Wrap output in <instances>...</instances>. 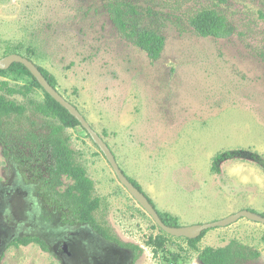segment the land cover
<instances>
[{"label":"rangeland","instance_id":"1","mask_svg":"<svg viewBox=\"0 0 264 264\" xmlns=\"http://www.w3.org/2000/svg\"><path fill=\"white\" fill-rule=\"evenodd\" d=\"M108 1L0 0V60L7 45L16 46L13 54L29 57L54 76L58 93L109 147L124 176L141 188L156 212L176 217L179 227L239 211L264 213V173L254 163L230 159L218 173L211 171L221 151L250 150L264 158V0H116L135 7L139 26L164 38L156 61L122 39L107 12ZM204 7L226 18L233 30L229 38H201L192 31L188 20ZM0 80L30 81L11 73ZM29 99L43 101L42 90L28 99L15 97L18 103ZM22 123L13 128L12 141L21 163L6 158L0 143V264H100L112 252L91 238L88 226L66 232H86L89 247L80 242L64 257L55 247L59 216L47 214L35 187L20 173L28 165V174H46L29 138L48 135L51 122L29 112ZM64 132L93 181L94 195L107 201L97 217L121 242L140 248L133 264H200L181 238L166 237L164 250L153 256L147 242L161 234L159 228L120 185L85 130ZM30 235L40 237L47 251L33 243L10 245ZM231 241L259 253L239 264H264V225L246 218L207 230L197 249ZM171 254L180 255L177 263Z\"/></svg>","mask_w":264,"mask_h":264},{"label":"trees","instance_id":"2","mask_svg":"<svg viewBox=\"0 0 264 264\" xmlns=\"http://www.w3.org/2000/svg\"><path fill=\"white\" fill-rule=\"evenodd\" d=\"M218 2L224 3L225 0H218ZM106 9L122 39L131 42L135 47L142 50L151 61L160 58L165 40L156 31L139 26L136 21L138 13L135 7L124 1L112 0L107 2ZM188 23L192 31L201 38L227 39L233 33L226 18L211 7L201 8L189 18ZM17 49L16 46L7 45L3 56L16 53ZM25 58L31 61L29 57ZM35 66L47 83L56 89L57 82L54 76L44 68ZM9 73L13 74L16 80L27 77L30 81L24 85H11L8 81L0 80V143L5 147V157H13L16 163H21L20 157L12 148L13 135L15 134L13 128L15 126L22 128V122L28 117L29 112L48 119L51 122L48 135L42 137L31 133L29 138L30 142L35 145V155L40 156L39 164L43 163L46 166V174L42 175L37 172H33V175L28 174V170L25 169L28 165H25L24 168H20L21 176L25 181L35 184L36 192L42 204L57 212L64 224L68 226L86 225L103 239L131 249L134 254V261L137 260L141 253L140 248L134 244L121 242L111 232L105 221L100 220L96 215L101 208H107V201L94 195L93 181L86 175L81 164L76 161L75 151L70 146V138L64 132L66 129L81 127L79 122L40 87L23 65L14 63L7 70H0L2 77ZM35 89L42 90L43 101L29 99L25 104L15 100V97L28 99ZM230 159L249 160L264 173V158L254 151L241 149L218 152L212 159L211 171L218 173L220 164ZM128 181L142 192L137 184ZM146 198L153 206L151 200L147 196ZM157 214L164 225L173 228L179 227L176 217L168 213L157 212ZM260 216L264 218V213ZM160 232L159 236L154 239L150 238L147 242V245L152 247L153 256H157L159 251L164 250L165 238L170 237L161 230ZM205 233L203 232L199 238L193 240L181 238L190 249L197 253L200 264H239L259 257L256 250L236 241H231L221 248L205 247L198 250L197 243ZM31 243L39 245L43 251L47 250L43 241L32 236L17 237L11 242V245L28 246ZM170 256L173 263H177L180 259L179 254H171Z\"/></svg>","mask_w":264,"mask_h":264},{"label":"water","instance_id":"3","mask_svg":"<svg viewBox=\"0 0 264 264\" xmlns=\"http://www.w3.org/2000/svg\"><path fill=\"white\" fill-rule=\"evenodd\" d=\"M19 63L23 65L29 73L35 78L40 87L61 107H63L73 118H75L81 128L85 130L87 135L91 138L92 142L97 146L99 151L105 157L106 161L110 165L114 175L116 176L120 185L128 192V194L136 201V203L140 206V208L153 220L156 226L165 234L169 235L173 238H185L188 240L197 239L201 236L203 232L207 230L217 228V227H226L234 222H236L240 218H246L251 222H257L264 225V218L260 215L254 214L249 211H239L236 214L230 215L227 218L222 220L206 223V224H198L187 227H168L164 225L154 207L149 203L146 196L137 190L124 176V174L119 169L115 158L109 149V147L105 144V142L101 139V137L90 127L85 118L80 114L78 109L66 101L56 89H53L44 77L40 74L35 64L26 59L23 56L18 54H9L0 60V70H7L12 64Z\"/></svg>","mask_w":264,"mask_h":264},{"label":"flooded vegetation","instance_id":"4","mask_svg":"<svg viewBox=\"0 0 264 264\" xmlns=\"http://www.w3.org/2000/svg\"><path fill=\"white\" fill-rule=\"evenodd\" d=\"M24 179V178H23ZM26 184H31L35 187V191H36V186L34 183L32 182H27L25 181ZM37 193V192H36ZM38 195V194H37ZM39 196V195H38ZM40 198V197H39ZM40 203L41 205L45 208L47 214L50 213H55L59 216V220L61 222V228H60V233H59V238L55 240V247L59 248V252L60 254L64 257L65 255H70L73 254L72 249L78 245H84L89 247L90 246V242L86 240V232H82L78 229L75 230H68L66 232V229H71L72 227L75 226H82V225H74V226H68L66 224L63 223L61 216L55 212L54 210L48 209L46 208L43 204L42 201L40 199ZM86 226V225H83ZM90 228V227H89ZM29 229V228H27ZM73 229V228H72ZM91 229V228H90ZM33 230V229H32ZM92 230V229H91ZM62 231H65L64 235H62ZM93 231V230H92ZM32 233V231H31ZM94 234H90L91 238H97L100 239L104 242V244L108 245V248L111 250L112 254H105L102 256V258H100V264H133L134 261V254L133 251L131 249H127L121 246H118L117 244L113 243V242H109L105 239H103L101 236H99L98 234H96V232L93 231ZM85 235V236H83ZM31 236V235H30ZM21 237V236H20ZM32 237H36V236H32ZM41 241H43L40 237H38ZM14 240V239H13ZM12 240V241H13ZM11 241V242H12ZM10 242V245H11ZM44 242V241H43ZM83 242V243H80ZM45 243V242H44ZM46 247H48V245L45 243ZM109 250V251H110ZM47 251V250H46ZM59 254V253H58ZM119 254V256H118ZM128 255L130 256L129 259H127Z\"/></svg>","mask_w":264,"mask_h":264}]
</instances>
